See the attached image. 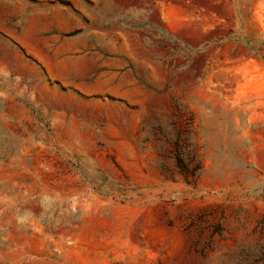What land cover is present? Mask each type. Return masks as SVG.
<instances>
[{
  "label": "rangeland",
  "instance_id": "rangeland-1",
  "mask_svg": "<svg viewBox=\"0 0 264 264\" xmlns=\"http://www.w3.org/2000/svg\"><path fill=\"white\" fill-rule=\"evenodd\" d=\"M0 264H264V0H0Z\"/></svg>",
  "mask_w": 264,
  "mask_h": 264
}]
</instances>
